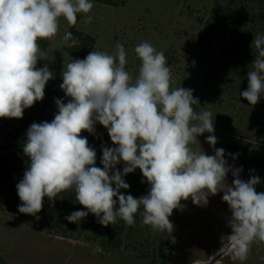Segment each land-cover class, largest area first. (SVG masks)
Masks as SVG:
<instances>
[{
  "label": "clouds",
  "instance_id": "1",
  "mask_svg": "<svg viewBox=\"0 0 264 264\" xmlns=\"http://www.w3.org/2000/svg\"><path fill=\"white\" fill-rule=\"evenodd\" d=\"M93 7L92 0H0V118H22L25 109L43 100L54 73L47 65L37 67L42 59L39 41L55 39L61 18L69 27L77 24L78 14L91 23ZM62 42L71 48L80 44L68 30ZM251 48L255 59L240 96L254 106L264 95V35H255ZM134 52L140 61L135 78L126 70L127 52L120 43L114 54L93 50L66 64L59 87L70 99H56L54 119L34 122L26 133L23 152L30 163L16 185L18 211L35 216L45 197L54 202L72 192L86 211L67 215L70 223L78 224L91 213L104 226L118 219L134 226L139 213L154 233H172L169 217L174 209L183 210L181 201L191 199L202 206L209 196L223 192L231 233L221 237V247L206 264H221L224 257L243 264L253 244H264V192L256 190L260 177L241 179L242 168L229 165L225 150L215 148L213 114L195 110L199 100L192 89L171 88L163 51L143 41ZM97 123L114 145L102 147V168L96 166L95 149L81 135L94 134ZM205 132L214 155L193 147ZM121 163L122 171L117 169ZM136 169L149 185L140 197L121 192L130 187L124 177ZM229 173L231 185L226 182Z\"/></svg>",
  "mask_w": 264,
  "mask_h": 264
},
{
  "label": "rangeland",
  "instance_id": "2",
  "mask_svg": "<svg viewBox=\"0 0 264 264\" xmlns=\"http://www.w3.org/2000/svg\"><path fill=\"white\" fill-rule=\"evenodd\" d=\"M116 1L117 5L110 6L92 0L94 7L88 14L92 16L91 23L84 22L83 14L77 15L73 27L95 40L87 54L93 50L114 54L116 44L120 43L127 52L126 70L135 78L140 64L134 52L136 45L148 41L163 51L171 69V88L193 90V96L199 100L195 110L213 114L215 148L225 150L229 165L242 168L241 179L259 176L261 183L256 190L264 192V95L254 106L240 96L247 89V73L255 59L251 46L246 52V45H251L255 35H264L258 5L252 0H233L234 7H241L242 12L228 20L247 21L233 35L230 31L234 28H227L222 13V8L231 4L229 0ZM70 28L61 18L58 35L49 41L38 61L37 67L47 65L54 73L45 93L51 89L63 92L59 86L64 67L72 59L87 55L71 58L65 51L62 36ZM233 43L240 45V55L245 56L243 74L238 68V55H227L224 49ZM208 135L205 132L198 136L200 144L193 147L214 155L213 146L206 141ZM123 166L121 163L118 170L122 171ZM137 173V181L131 178L126 181L124 177L130 187L121 189L123 194L134 197L147 194L149 185L146 181L142 183L144 178L139 169ZM232 181L229 173L226 182L231 185ZM222 196L223 192L209 196L208 203L202 206L193 204L191 199L181 201L183 210H173L174 229L169 242L166 232L154 233L150 226L142 224L137 213L135 225H126L130 235L123 237L117 250L104 245V225L93 214L89 213L78 224L65 219L74 211L86 209L59 213L42 208L33 216L18 211L21 202L6 198L0 200V264H149L152 259L157 264L206 263L208 256L221 247V237L231 233L227 224L231 213ZM129 247H135V251ZM163 256L164 263L160 262ZM261 257L264 244H253L243 264H264ZM221 264L233 262L224 257Z\"/></svg>",
  "mask_w": 264,
  "mask_h": 264
},
{
  "label": "trees",
  "instance_id": "3",
  "mask_svg": "<svg viewBox=\"0 0 264 264\" xmlns=\"http://www.w3.org/2000/svg\"><path fill=\"white\" fill-rule=\"evenodd\" d=\"M107 5H117L116 0H98ZM254 1L260 11L258 13V20L264 22V0H252ZM229 5L222 8L224 15L223 20H227V28H234L230 31L231 34L240 30L241 24L247 23L245 18L241 21H229L228 18L234 16V14H240L242 12L241 7H234L233 0H229ZM68 31L73 33V36L80 41L79 46L75 48L65 47V51L71 58H83L87 52L94 46V37L90 34L83 33L80 30L71 27ZM40 48L44 51L48 44V40L39 41ZM251 45H246L248 52ZM227 55H238L239 58V71L241 74L245 72V56L240 55L241 49L238 44H231L224 46ZM56 99H62L65 103L70 99L64 92H60L55 89L48 90L42 101L34 103L30 108L24 110L22 118H0V200L10 199L15 202H21L17 195L16 185L23 179L24 172L30 163V159L23 152V144L26 140V133L32 123H41L43 121L51 122L54 119V115L58 111L55 104ZM81 135L87 137L89 146L93 147L97 153L96 166L103 167L101 164L102 147H113L112 141L108 135L107 129L97 123L95 125L94 134H90L87 131L81 133ZM120 164L117 165V169ZM137 169L133 173H129L125 176L126 181L131 178L133 181H137ZM125 181V182H126ZM136 183L132 185L135 187ZM48 210H54L59 213H70L74 209H84L82 205L76 202L75 195L72 192L63 193L58 196L54 202L49 201L47 197L43 200V207ZM172 221V215L169 217ZM99 225L96 227L98 228ZM126 232V233H125ZM130 228L126 230V224L122 220H117L114 225L104 226L103 228V243L105 246L117 250L123 243V239L130 235ZM125 233V236H124ZM167 242L171 239V233L166 232ZM124 237V238H123ZM132 251H135V247H129ZM160 262H165V256L160 259ZM149 264H157L155 259H152Z\"/></svg>",
  "mask_w": 264,
  "mask_h": 264
},
{
  "label": "bare ground",
  "instance_id": "4",
  "mask_svg": "<svg viewBox=\"0 0 264 264\" xmlns=\"http://www.w3.org/2000/svg\"><path fill=\"white\" fill-rule=\"evenodd\" d=\"M216 257H218V256H216ZM200 264H206V263H200Z\"/></svg>",
  "mask_w": 264,
  "mask_h": 264
},
{
  "label": "crops",
  "instance_id": "5",
  "mask_svg": "<svg viewBox=\"0 0 264 264\" xmlns=\"http://www.w3.org/2000/svg\"><path fill=\"white\" fill-rule=\"evenodd\" d=\"M132 258H134V257H132Z\"/></svg>",
  "mask_w": 264,
  "mask_h": 264
}]
</instances>
